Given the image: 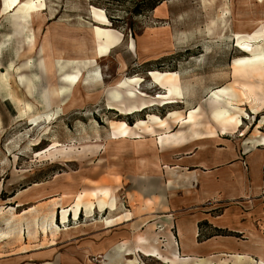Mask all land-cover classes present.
<instances>
[{"label":"rangeland","instance_id":"1","mask_svg":"<svg viewBox=\"0 0 264 264\" xmlns=\"http://www.w3.org/2000/svg\"><path fill=\"white\" fill-rule=\"evenodd\" d=\"M43 1L44 9L37 11L40 14L31 17L24 31L18 34L12 24L17 7L5 12L0 0V72H6L9 63L12 65L7 74L12 99L6 98L0 89V235L9 231L0 237V256L6 242L19 244L23 249L53 240L55 236H44L39 226L53 209L49 205L51 201L37 207L32 205L34 200L47 195L45 189L54 184L71 182L75 188L71 201L76 200L79 205H91L98 198L92 190L98 188H108V196L115 198V203L109 199L105 211H95L90 216L82 211L79 218L70 216L65 223L61 222L65 208L58 209L56 223L60 228L92 222L102 229L116 224L118 212L125 213L128 209L129 216L142 215L145 209L141 197L132 199L125 192L129 181L110 175L107 163L112 142L133 137L129 130L136 127L130 125L137 119H145L147 113L165 117L168 111L177 110L184 116L190 108L199 107L195 118L198 124L194 128L200 135L213 132L240 139L242 144L257 131L264 135V0ZM95 25L113 29L115 32L111 35L116 44L98 57L95 65L83 69L80 83L84 88L77 85L70 97L64 99L57 93L59 74H47L37 64L53 62L58 57H73L71 49L81 56H94L95 46L87 38V31ZM30 32L34 36L31 40ZM239 42L260 46V54L243 52ZM29 61L31 67H25L24 63ZM33 72L37 75V86L30 95L18 75L31 76ZM184 84L186 89L182 91ZM226 85L247 87L252 111L242 105L249 116L244 115L238 131L223 135L211 118L215 104L209 96L212 90L219 92ZM129 89L143 96L136 93L130 99L126 96ZM117 90L120 98L113 103L110 93ZM41 93L46 95V101L42 100ZM178 96L185 103H179ZM112 103L121 108L133 104L146 105V108L123 115L116 108L108 107ZM32 119H36L35 124ZM118 120L126 124L123 126ZM154 129L156 134L164 131ZM166 130L187 133L191 128L188 124L170 122ZM132 134L154 133L137 127ZM147 210L152 211L154 207L149 206ZM6 219L11 221L9 226ZM34 220L37 226L28 233L26 226ZM17 223L21 231L14 228ZM168 229L169 224L154 220L144 221L133 230L148 235L149 243L159 250L156 256H160L166 252L161 250L162 238L157 234ZM120 243L129 246L125 241L117 242L103 254L86 256L84 262L134 264L137 260L139 264H166L137 250L135 254L108 258ZM209 259L214 264H221L223 260L227 264H247L245 261L233 263L230 256Z\"/></svg>","mask_w":264,"mask_h":264},{"label":"crops","instance_id":"2","mask_svg":"<svg viewBox=\"0 0 264 264\" xmlns=\"http://www.w3.org/2000/svg\"><path fill=\"white\" fill-rule=\"evenodd\" d=\"M112 31L114 30L109 27L98 25L87 31L89 37H86L95 46L94 56H81L71 49L73 57H58L53 62L47 60L37 64L41 70L44 71L45 68L47 74H59L57 93H61L64 99L70 97L77 85L84 88L80 83L83 69L95 65L97 58L116 44ZM53 51L58 49L53 48ZM11 67L12 65L7 67L6 72H0V89L6 98L12 99L7 75ZM23 75L25 74L19 73L18 78L25 87L20 80ZM30 77L31 95L33 88L37 86V75L33 72ZM178 79L180 84V74ZM181 86L182 91L186 89L185 84ZM214 90L209 96L215 104L211 110V118L219 133L224 135L238 131L242 118L248 115L242 106L249 107L245 98L249 93L247 87L226 85L219 92ZM136 93L143 96L130 89L126 96L131 99ZM41 97L42 100H47L45 94ZM110 98L112 102L118 101L120 91H111ZM177 99L179 103H185L180 100V96ZM72 100L73 97L69 99ZM113 103L108 107L116 108L123 115L146 108V105L138 107L136 104L121 108ZM198 109L199 107L190 108L184 116L177 110L168 111L165 117L147 113L145 119H137L130 127H144L154 134L138 136L132 134L136 131L133 128L129 130L133 137H123L112 142L107 170L114 178L129 181L125 192L132 199L141 197L142 207L145 209L142 215L129 216L131 213L128 209L125 213L118 212L120 217L116 224L102 229L93 226L92 222L68 226L67 229L60 228L53 240L46 245L20 249L19 244L6 242V245H2L5 249L0 256V264H86V256L103 254L117 242L125 241L132 247L135 235L140 233H134L133 229L144 221L154 220L169 224L168 231L164 230L161 234L159 230L157 234L162 238L160 248L166 253L151 256L163 263L186 264L190 260L191 264H214L209 257L217 255L230 256L233 263L264 262V135L257 131L243 144L240 139L213 132L200 135L194 128L198 124L195 121ZM118 122L123 126L126 124L124 120ZM170 122L188 124L191 130L187 133L169 132L166 129ZM154 128L164 131L156 134ZM74 191L71 182L51 185L45 189L47 195L34 200L32 207L51 201L49 205H53L57 222L60 208H65L61 217L64 213L67 219L70 216L73 219V211L78 218L82 211L90 216L95 211H105L109 199L115 203V198L108 196V188L92 190L98 198L93 199L91 205H79L76 200L71 201ZM101 192L103 198L100 197ZM48 196V200L43 199ZM122 196L125 197V194ZM149 206L154 207V210L148 211ZM111 227L113 228L110 229ZM163 229L164 227L161 231ZM153 235L154 233L152 238ZM236 256H241V260ZM134 264L139 262L135 260Z\"/></svg>","mask_w":264,"mask_h":264},{"label":"bare ground","instance_id":"3","mask_svg":"<svg viewBox=\"0 0 264 264\" xmlns=\"http://www.w3.org/2000/svg\"><path fill=\"white\" fill-rule=\"evenodd\" d=\"M2 3H3L2 9L5 12H9L13 8L17 7L16 13L13 15L14 17L12 18V20L14 19L13 20L14 23H12V24L15 25V30L16 29L18 30L15 32H18V34L22 33V31H24L25 24L29 19L31 20V17H33L34 15L37 16L38 14H40V12H37V11L43 10L44 5H45L43 0H2ZM33 37H34L33 33L30 32L28 38L31 40ZM238 44H239V48L243 52H248L250 54H260V52H259L260 46H258V45L251 47L247 42H239ZM1 53H2V44L0 45V54ZM10 66H11V63L8 64V68ZM24 66L30 68L31 62L30 61L25 62ZM22 74H25V73H22ZM31 74H33V73H31ZM4 78L5 77H3V79ZM21 78L22 79H20V80H22L24 82L27 93L30 94V89H31V85H32L31 77L25 74ZM245 93H247V92H245ZM245 98L248 101V103L251 104L250 95H245ZM47 117H50V116L47 115ZM32 123L35 124L36 119H32ZM73 218L74 219L77 218V214L75 211H73ZM61 220L63 223H65L67 221V218L64 215V213H62ZM10 222L11 221L9 219L5 220V223L7 226L10 225ZM33 226H37L36 220H34L31 224H29V223L27 224L26 228H27L28 233L32 229ZM39 226H40L41 232L43 233L44 236H47L48 234H50V236L53 237V236H55L56 233H58L57 231L60 230V227L55 221V214H54L53 209L48 214L47 219L43 223H41ZM14 228L15 229L17 228L20 231L22 229L21 225L19 223L14 224ZM8 233H9V231L2 232L0 237H5L6 234H8ZM135 250L141 252L144 255L156 256L159 254L158 248L155 245L150 244L148 238L145 235L138 234L136 236L134 246H132V247L126 246L125 244L120 243V244L115 246L113 251L109 255H107V257L109 258V257H116V256L124 255V254H126V255L135 254ZM235 258H237L240 261L242 257L236 256ZM221 264H227V262L225 260H223L221 262ZM252 264H264V262H255Z\"/></svg>","mask_w":264,"mask_h":264}]
</instances>
